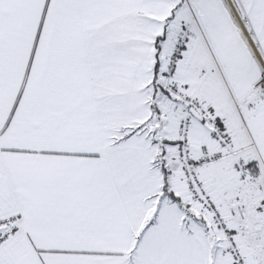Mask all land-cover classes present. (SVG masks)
Here are the masks:
<instances>
[{"label": "snow or ice", "instance_id": "6c2138e0", "mask_svg": "<svg viewBox=\"0 0 264 264\" xmlns=\"http://www.w3.org/2000/svg\"><path fill=\"white\" fill-rule=\"evenodd\" d=\"M0 264H264V0H0Z\"/></svg>", "mask_w": 264, "mask_h": 264}]
</instances>
